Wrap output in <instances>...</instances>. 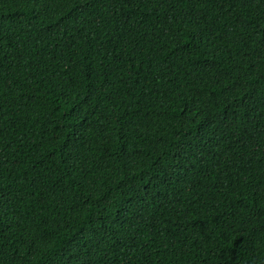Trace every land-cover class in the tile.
I'll return each instance as SVG.
<instances>
[{"label": "trees", "instance_id": "1", "mask_svg": "<svg viewBox=\"0 0 264 264\" xmlns=\"http://www.w3.org/2000/svg\"><path fill=\"white\" fill-rule=\"evenodd\" d=\"M0 264H264V0H0Z\"/></svg>", "mask_w": 264, "mask_h": 264}]
</instances>
